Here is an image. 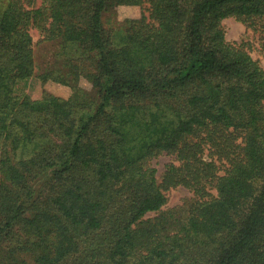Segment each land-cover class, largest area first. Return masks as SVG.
<instances>
[{
    "label": "trees",
    "instance_id": "obj_1",
    "mask_svg": "<svg viewBox=\"0 0 264 264\" xmlns=\"http://www.w3.org/2000/svg\"><path fill=\"white\" fill-rule=\"evenodd\" d=\"M229 17L264 53V0H0V264H264V66Z\"/></svg>",
    "mask_w": 264,
    "mask_h": 264
},
{
    "label": "rangeland",
    "instance_id": "obj_2",
    "mask_svg": "<svg viewBox=\"0 0 264 264\" xmlns=\"http://www.w3.org/2000/svg\"><path fill=\"white\" fill-rule=\"evenodd\" d=\"M141 11L142 8L139 6H119L114 11L105 13L104 21L106 26L111 28L114 32L120 31L126 24V20L128 18L139 17L141 15ZM223 25L229 41H251L253 43V56L259 59L261 64L264 66V53L259 49V43L255 41L253 32L247 29L246 25L235 17L226 18L223 21ZM33 35L36 41H38L41 37L39 32L36 30L33 31ZM55 49L56 47L54 45L45 42L40 43L36 47L37 62L41 68V71L53 64ZM81 84L84 87L90 88V84L85 80H82ZM18 87L21 91H26L35 98L40 97L44 90L50 91L65 98L69 97L72 93V90L69 86L52 80L43 83L38 75H34L29 79L22 80ZM173 160H175V158L172 155L161 154L152 161L153 166L157 169V175L159 178H161L163 172L166 170L167 165ZM167 194L168 202L164 206L165 208L173 207L182 203L185 197L192 195V192L187 187L178 186L171 188ZM156 214L157 212H150L148 216H155Z\"/></svg>",
    "mask_w": 264,
    "mask_h": 264
}]
</instances>
